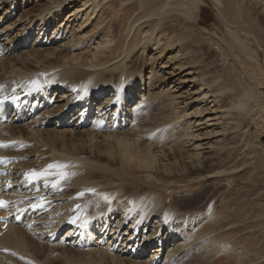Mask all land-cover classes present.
I'll return each instance as SVG.
<instances>
[{"label":"bare ground","instance_id":"obj_1","mask_svg":"<svg viewBox=\"0 0 264 264\" xmlns=\"http://www.w3.org/2000/svg\"><path fill=\"white\" fill-rule=\"evenodd\" d=\"M26 1L0 0V11L3 12V15L2 13L0 14V22L6 16L11 18L22 7L20 3L24 5ZM89 1L96 2L97 0H52L51 3L47 2V0H35L37 4L34 6L33 15L26 13L20 17V21H23L30 15L27 25L25 20L21 22L28 27L24 28L23 33L18 36L23 38L21 43L18 42L19 47L25 46L27 40L32 38L35 30H39L41 33L44 32L43 30L52 27L53 24L60 29L62 22H64V17H67V15V23L71 18L76 20L79 14L74 13L75 11L71 12L73 10H70L68 14H65L69 7L80 4L84 8L85 6L87 7V2ZM255 1L261 4L264 0ZM32 3L34 2L32 1ZM216 3L219 5L218 2ZM179 5L185 7L184 3H179ZM177 6L173 0L139 1V12L132 23L128 25L127 36H130L129 39L125 40L122 45H118V42H115L111 47V41L104 34L102 40L96 44V49L101 48L104 50L102 52L104 57L84 61L80 55L69 56L65 51L66 49H78V46L70 45L74 41L72 42L70 40L71 37H69L70 42L63 43L64 45L58 47L61 51L51 50V52L46 54L50 58L51 56L58 58L59 60L57 61L53 62L52 59H47V57L45 58L47 59L46 61H39L37 57L42 52L34 54V51L23 54L18 53L11 59L6 57L2 61L0 60V68L5 70L4 75L0 76V98L12 90H17L20 93L31 91L33 93L32 100L34 101L32 104L29 102L21 107L19 115L12 114L7 121L0 124V149L3 147L6 149L8 145L18 140L33 143L32 149H29L26 156L23 155L26 159L27 155L28 157L33 155V158L31 160H29L30 158L27 159L25 163L17 161L13 166L8 163L4 158L6 157L5 153L0 150V158L4 161L0 163V168H7L6 173L0 172V199L6 203L7 201H16L15 205L9 207L11 211L0 208V220L8 212V214L16 212L12 221L17 223L22 221L24 226H26L33 215L31 210L38 208L43 212L44 209L52 206L54 201L66 198L65 200L67 201H64L68 202V204L67 206L64 205L68 208H66V212L62 216L58 217L57 224L47 226L45 222V224L43 223L45 226L42 225L40 228H30L28 230L31 231L33 229L32 233L41 232V235L44 236L49 234V242L47 243L52 245L50 247L51 254L54 249H63L61 243L65 237H61L62 239L60 238V241L55 244L54 242L58 241L56 235L61 230L60 228L69 227L68 230L66 229L69 234L66 235V238L75 236L73 243L77 245L78 250L84 249L89 255L100 256L102 261L105 259L109 260L110 263L111 261L115 263L118 258L122 261L120 257H130L133 260H138V258L146 255L145 257H148V261H144L145 263L157 264L163 260L187 257L190 253L188 247L191 241H188L189 237L186 236L188 234H185V232H191V228L196 227L200 235L204 234L207 220L213 219L210 214L197 215L194 218L196 213H190L189 211L181 213L182 209L177 204H171L166 207L163 194L156 190L158 187L153 182L154 180L170 183L171 188L176 186V178L178 177L173 170L176 164L174 160L179 151L174 146L178 147L179 144L177 141L170 139H179L180 135L185 131L175 127L184 116L181 115V112H177L175 114L176 117L168 122H160L159 124L149 123L148 121L147 123L142 122L144 117H148V113L146 116L142 114V109L148 111L161 96V94L157 96L159 93L157 95L151 94V90H147L146 86V81L150 83L158 72L155 69L150 70L147 79H144L143 73L134 77V69H131L130 64L136 52L142 55L152 50L154 46L157 47L160 44V38L162 37L154 35L153 32H144L143 35L145 36H143L141 45L133 50L134 32L153 18L157 20V27L165 16L172 12L171 7L176 10ZM87 8H84L85 11ZM91 9L94 10L95 7L92 6ZM218 11L225 27L228 29V33L239 46L244 47L243 33L233 28L234 20H236V9L223 5L222 9L218 8ZM187 15L191 18L192 13L188 12L185 16ZM31 26L33 27L30 28ZM55 33L56 31L53 34ZM57 35L58 33H56L55 39ZM16 40L11 41L9 46L11 47ZM165 49H162L159 53L163 54ZM3 52L6 53V56L10 55L9 49L0 45V56L3 55ZM64 53L66 54L64 55ZM62 55L64 56L60 59ZM122 55L123 57L119 59ZM164 66L160 65V69ZM182 67L180 63L174 69L182 71ZM10 75H13L14 78ZM168 77L169 81L174 80L173 73L168 74ZM193 82V78H188L179 84H193ZM40 96L41 99L39 100ZM176 100L175 96H172L171 103L179 105ZM221 100L223 99L216 101L214 98L212 102L216 104L213 111L218 117L223 115L221 110L224 107L221 106ZM37 101L41 103L36 104ZM246 104L247 100L239 99L238 101H233L232 105L241 110L246 107ZM43 106L46 109L44 112L43 110L40 111ZM181 111L183 112V110ZM30 113L31 117L33 113L34 115L38 113L37 115L40 117V119L36 120L41 123L37 128L34 127V124L27 126H23L22 124L24 123L20 124ZM94 115L95 117L93 118ZM139 119L140 125L138 127L128 128L129 122H135ZM174 120L176 122L172 123ZM155 121H159V118L155 119ZM206 122L201 125L209 124ZM218 122V124L213 122L215 125L211 126L226 124L222 118ZM91 123V126H93L91 129L79 130ZM224 126L220 127L212 135L208 133L210 135L197 134L192 136V134L188 133V135L183 136H192L193 139H199L202 142L206 141L199 144L195 154L192 157H187V159H202L203 161L209 157L212 158L211 156L215 154L214 151L216 149L213 146L215 143L213 141H219V138H223L228 132L226 131L228 127L226 129V125ZM71 127H73V130H69V133H65V130L63 131V128ZM193 127L188 128V131L192 130L191 128ZM27 128L30 129L29 132H26ZM98 140L101 141L98 142ZM158 154L160 155L159 158H157ZM54 164L69 165L66 171L72 174L67 180L62 181V190L45 188L43 180L35 186L25 182V173L31 170L39 172L48 169L49 165ZM203 164L201 162L202 166ZM16 167L18 171L15 176L18 177L16 182L19 190L27 185L30 187V190L28 189L29 191L25 192L23 196L19 193L21 196L20 200L17 198L18 195H14L13 192L10 194L12 186L10 181L11 172ZM134 170L147 172L149 180L144 185L138 184L137 181H132L128 175H135ZM57 171L64 170L50 169L49 173ZM231 176L230 171L227 172L226 169L220 167L219 171L211 173L207 178L230 188L232 185ZM47 178L50 181L58 179V177L51 174ZM20 184L23 186H20ZM186 186H191V184L186 183ZM7 192L9 193L7 194ZM24 196H28L31 199L23 203L26 200V197L23 198ZM28 204H39L41 207L32 208L30 205L28 210H26L25 208ZM56 211L58 212L57 209ZM51 213L50 211L49 214ZM83 213L85 215L81 217ZM72 220L76 222L71 223L70 221ZM13 222L11 224H2L0 221V264L3 263L2 260L9 259L8 256L28 259L30 255L28 244L32 241L31 235L17 227H13ZM43 230L45 232L42 233ZM221 244L218 243L217 246ZM35 249L34 260L32 259L33 263L44 264V262L39 260L40 255L44 254V247L39 249L35 247ZM227 252L228 250H226ZM58 257L60 256L55 255L50 259L51 255H48L46 257L48 262L45 264H53L55 261L53 259ZM60 258L70 260V257L68 259L66 256ZM81 260L83 261L84 259ZM81 260H77V263L80 261L78 264H89V260H87V263H81ZM125 260L127 261L126 258ZM128 261L130 260L128 259ZM73 262L71 261L72 264H77ZM84 262H86V258ZM96 262L100 264L98 263L99 261Z\"/></svg>","mask_w":264,"mask_h":264},{"label":"rangeland","instance_id":"obj_2","mask_svg":"<svg viewBox=\"0 0 264 264\" xmlns=\"http://www.w3.org/2000/svg\"><path fill=\"white\" fill-rule=\"evenodd\" d=\"M51 1L47 0L49 3ZM139 1L143 0L89 1L87 2V7L89 8L84 7L85 9L87 8L86 11L82 5L77 4V6L75 4V6H70L65 14H68L70 10H73L71 12L75 11L74 13L79 14L76 20L71 18L67 23V15V17H64L65 19L63 18L64 22H62L60 29L53 24L52 27L43 30L44 32L40 33L39 30H35L32 38L27 40L25 46L19 47L18 42L21 43L23 38L18 36L23 33L24 28L28 27L26 25L30 15L24 19L26 25L21 23L24 20L20 21V17L26 13L32 16L35 10L34 6L37 4L35 0H27L24 5L20 3L22 7L11 18L6 16L0 22V45L3 48L7 47L10 53L9 56H6V53L3 52L0 60L2 61L6 57L11 59L18 53L23 54L34 51V54L42 52L38 54L37 58L39 61L52 59L54 62L59 59L54 56L50 58L46 54L51 52V50L61 51L58 47L64 45L63 43L70 42V40L74 41L70 45H76L78 49H66L65 51L69 56L80 55L84 61L104 57L102 55L104 50L101 48L96 49V44L102 40L104 34L111 41V47L115 42H118V45H122L125 40L129 39L130 36H127L128 25L132 23L139 12ZM173 2L178 5L177 9L175 10V8L171 7L172 12L165 16L157 27V20L153 18L134 32L133 50L141 45L143 36H145L143 35L144 32H153L154 35L162 37L160 38V46H154L155 49L153 48L142 55L136 52L130 64L131 69H134V77L143 73L144 79H147L150 70L155 69L158 72L150 83L146 81V86L147 90H151V94L157 95L159 93L157 96L160 94L161 96L148 111L142 109L144 116L148 113V117H144L142 122L147 123L148 121L149 123L153 122V124L168 122L176 117L175 114L177 112H181V115L184 116L175 127L185 131L180 135L179 139H170L177 141L179 144L178 147L174 146L179 151L174 160L176 164L173 170L178 177L176 178V186L171 188L170 183L154 180L153 182L158 187L156 190L163 194L166 207L171 204H177L182 209L181 213L188 211L196 213L194 218L197 215L210 214L213 219L207 220L204 234L200 235L196 227L191 228V232H185V234H188L186 235L189 237L188 241H191L188 247L190 253L187 257L163 260L157 264H264V1L259 4L255 0H217L216 2L219 5H217L215 0H173ZM179 3H184L185 7L180 6ZM222 4L228 8L236 9V20H234L235 22L233 21V28L243 33L244 47L239 46L228 33V29L225 27L218 11L219 7L222 9ZM92 6L95 7L94 10L91 9ZM188 12L192 13L191 18L188 15L185 16ZM1 13L3 15L2 11H0ZM58 30L60 31L58 32ZM54 31L58 33L56 39V33L53 34ZM69 37H71L70 40ZM13 40L16 41L10 47L9 44ZM160 47L162 48L160 49ZM164 48H166L164 53L160 54L159 52ZM64 55L60 56V59ZM46 57L47 59H45ZM122 57L123 55L119 59ZM180 63L183 66L182 71L175 70L174 67L177 68ZM160 65L165 66L160 69ZM144 70L146 71L145 73ZM0 71V76H3L5 70L0 68ZM170 73H173L174 76L172 81H169L168 74ZM10 76L14 78L13 75ZM188 78H193V84H179ZM171 82L175 83L172 84ZM172 96H175L177 99L176 103L179 105L171 103ZM214 98L216 101L223 99L221 100V106L224 108L221 110L223 113L221 117H218L213 111L215 109L214 106H216V104L212 103ZM239 99L247 100L244 109L240 110L232 105L233 101H238ZM42 108L40 111H46L44 109L45 106ZM36 115L33 113L32 118L30 113L20 124L24 123L22 124L23 126L34 124V127L37 128L41 123L36 121L40 119L39 115L37 117ZM154 118H159V121H155ZM220 118L223 119V122L226 123L224 124L226 129L228 127L229 130H226L228 132L223 138L220 137L219 141H213L215 142L213 146L216 149L214 151L215 154L211 156L212 158L209 157L203 161L202 159H187V157H192L195 154L199 144L206 142L193 139L192 136L197 134L210 135L208 133L212 135V133L224 126H211L218 124ZM139 121L140 119L135 122H129L128 128L138 127L140 125ZM205 121L209 124L201 125ZM91 122L94 123L95 121ZM175 122L174 120L172 123ZM91 125L92 123L87 126L88 128L81 127L82 129L79 130L91 129L93 127ZM192 126L195 128L193 127L191 128L192 130L188 131V128ZM64 130L65 133H69V130H73V127L63 128ZM29 131L30 129L27 128L26 132ZM188 133L192 134V136L183 137L188 135ZM100 141L98 140V142ZM32 147L33 143L18 140L8 145L6 149L3 147L0 150L5 153L6 157L4 158L13 166L17 161L25 163L27 159L30 158L29 160H31L33 155L30 157L27 155V159L23 155L26 156ZM159 156L158 154L157 158ZM201 162L204 163L203 166ZM220 167L226 169L227 172H231L232 185L230 188L207 178L211 173L219 171ZM17 171L18 168L16 167L11 172L13 175L11 174L10 177L12 183L10 194L13 192L14 195H18L17 198L20 200V195L23 196L25 192L30 190V187L27 185L19 190L16 182L18 177L15 176ZM0 172L6 173L7 168L1 167ZM134 172L135 175H128L132 181H137L138 184L144 185L149 180L147 172L136 170ZM186 183L191 184V186H186ZM20 186L23 185L20 184ZM27 197H23L26 199L23 203L31 199ZM65 199L61 198L58 201H54L55 203L53 202V205L44 209L43 212L38 208L31 210L32 219H29L30 222L28 220L29 223L26 226H24L22 221L18 223L12 221L16 212H10L13 215L8 214V212L3 217L4 221L1 222L2 224H11L13 222V227H17L31 235L32 241L28 244L30 249L28 259L8 256L9 259L2 260V264H32L34 253L36 252L35 247L38 249L44 247V254L40 255L39 258L40 262H44V264L48 262L46 258L48 255H51L50 259L55 255L66 256L68 259L70 257V263L68 260L58 257L53 259V261L55 260L53 264H72L71 261L77 263V260L81 259H84L83 261L81 260V263H87V260H89V264H97L96 261H99L98 263L100 264H149L145 263L148 261V257H145L146 255L138 258V260H133L130 257H120L122 261L118 258L115 263L112 261L110 263L109 260L108 262L105 259L103 261L106 262H103L100 256H98V259L96 255L87 254L84 249L78 250L77 245L73 243L75 236L66 238L69 227L60 228L59 234L57 233L58 241L54 242L55 244L60 241L61 237H65L61 243L63 249H54L51 254L50 247L52 245L47 243L49 242V234L44 236L41 235V232L32 233V230L40 228L45 222L47 226L57 224L58 217L62 216L66 212V208H68L66 207L68 202H65L67 201ZM7 202L9 203L8 207L4 209L11 211L9 207L15 205L16 201ZM30 205L28 204L25 209L28 210ZM50 211L53 214H49ZM55 211L56 213H54ZM9 220L10 222H8ZM30 228L33 229L28 231ZM43 232L45 231L43 230ZM218 243L222 244L217 246ZM226 250H228L227 253ZM80 251L85 253L81 252L80 254ZM85 258L86 262H84Z\"/></svg>","mask_w":264,"mask_h":264},{"label":"snow or ice","instance_id":"obj_3","mask_svg":"<svg viewBox=\"0 0 264 264\" xmlns=\"http://www.w3.org/2000/svg\"><path fill=\"white\" fill-rule=\"evenodd\" d=\"M3 159L0 158V163H3ZM69 167V165L66 164H54L49 165L48 169L42 170V171H36L31 170L28 173H25L24 180L26 183L30 185H38L41 180H43V185L45 188L51 187L53 190H62V181L67 180L72 174L68 173L66 169ZM50 169H62L64 171H57L49 173ZM51 174L53 176L58 177V179L54 181H50L47 176ZM10 186V185H9ZM7 204L5 201L0 200V208L6 207ZM32 208L41 207L39 204H32ZM71 223H75V220L70 221Z\"/></svg>","mask_w":264,"mask_h":264}]
</instances>
